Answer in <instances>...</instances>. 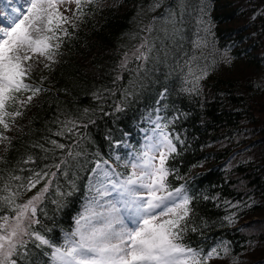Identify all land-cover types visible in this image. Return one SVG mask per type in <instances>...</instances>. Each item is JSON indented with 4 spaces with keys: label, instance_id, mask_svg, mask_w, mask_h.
<instances>
[{
    "label": "trees",
    "instance_id": "obj_1",
    "mask_svg": "<svg viewBox=\"0 0 264 264\" xmlns=\"http://www.w3.org/2000/svg\"><path fill=\"white\" fill-rule=\"evenodd\" d=\"M177 3L162 0L155 11H149L152 0L84 5L56 62L46 69L43 59L32 70L27 82L44 91L21 109L23 115L7 134L12 146L7 151L0 146V187L11 174L27 177L31 169L47 170L78 145L74 151L81 155L69 160L66 174L57 173L36 226L63 247L92 196L89 171L107 160L126 173L125 147L139 151L140 129L157 115L177 149L166 162L167 183L171 189L183 186L190 197L181 243L205 253L226 244L230 255L214 261L224 260L220 264L233 259L264 264V0H186L187 14L175 40L164 39L163 20L156 21L153 32L145 31L154 17L178 10ZM201 16L207 33L197 24ZM197 34L207 47H193ZM146 39L154 49L143 69L137 71L142 62L135 60L122 70V57ZM189 67L197 74L208 69L198 92L189 91ZM18 108L13 102L7 110ZM65 119L78 121L75 135H54ZM52 139L66 145L63 152L34 147L51 149ZM29 155L35 162L23 163ZM51 253L52 248L30 241L20 264H53Z\"/></svg>",
    "mask_w": 264,
    "mask_h": 264
},
{
    "label": "snow or ice",
    "instance_id": "obj_2",
    "mask_svg": "<svg viewBox=\"0 0 264 264\" xmlns=\"http://www.w3.org/2000/svg\"><path fill=\"white\" fill-rule=\"evenodd\" d=\"M65 2L68 0H30L23 18L13 20L7 27H0V128L3 129L0 131V145L4 146L5 151L12 146L11 138L5 133L11 131L16 118L23 115L21 109L28 107L44 91L42 87H33L27 82L32 75L30 61L34 56L43 57L47 61L43 67L50 69L56 62L64 38L71 35L69 27L74 29L76 25L73 21L84 14V5L97 4L99 0H74L76 11L71 17L64 15L57 7ZM161 4L162 0H152L149 11H155ZM177 9L154 17L145 31L153 32L156 21L163 20L161 31L164 39L175 40L180 33L177 25L187 14L186 0H178ZM197 24L205 25L202 16ZM202 31L207 33L210 29L204 26ZM192 43L195 49L207 47L206 39L199 34ZM153 49L154 45L146 39L135 50L133 56L142 62L137 71L143 69ZM131 59L125 54L120 68L127 70ZM207 74V68L197 74L189 67V75L193 77V88L189 91L198 92L199 81ZM117 79H120L119 75ZM21 93L30 95L21 98L18 95ZM13 102L19 103L20 108L9 112L7 109ZM120 110L117 107V111ZM60 125L54 135L61 137L65 133L75 135L74 130L79 127L78 121L73 119H65ZM49 143L51 149L44 145L34 147L41 148L45 153L57 149L63 152L66 147L55 139ZM74 147L78 145L69 147L67 155L47 166V170L31 169L27 177L11 174L9 182L0 187V264H20L28 256L30 241L36 242L37 247L52 248L53 264H209L212 259L230 255L226 244L212 247L205 253L181 243L191 211L190 197L183 186L171 189L167 183L170 170L166 162L177 149L172 139L162 132L150 138L143 153L133 155L127 161L131 171L126 176L117 173L107 160L96 164L92 170L94 176L104 178L98 181L101 187L96 188L97 194L104 197L115 193L110 210L107 215L97 212L93 205H100L93 199L76 219L77 227L70 236H66L64 246L53 245L36 226L41 224L39 215L44 212L41 206L48 198L57 173L63 171L66 174L69 160L81 155L74 151ZM34 162L31 155L23 161L25 164ZM12 181L18 183L13 184ZM42 181L43 186L34 195L22 200ZM57 191L59 193V189ZM232 264H238V261L233 259Z\"/></svg>",
    "mask_w": 264,
    "mask_h": 264
},
{
    "label": "rangeland",
    "instance_id": "obj_3",
    "mask_svg": "<svg viewBox=\"0 0 264 264\" xmlns=\"http://www.w3.org/2000/svg\"><path fill=\"white\" fill-rule=\"evenodd\" d=\"M25 2H27V3H30V0H24ZM9 2H11L12 4H16L13 0H9ZM5 6H7V5H5ZM29 5L28 4H26L25 5V7L27 8ZM8 8H9V10H11V11H15L16 10V7H14V5H11V6H7ZM58 7V9H59V11L60 12H62L64 15H66V16H70V12H71V10L72 9H75V7H76V4H75V2H74V0H68V2H65V3H63V4H60V5H58L57 6ZM65 9H68V11H65ZM26 13H27V10H26ZM25 13V14H26ZM24 14V15H25ZM2 17H3V10H2V8H1V5H0V22H2ZM16 19V18H15ZM14 20V19H13ZM1 24V23H0ZM2 24H5L4 22L2 23ZM0 27H2L1 25H0ZM135 52V50L134 51H132V52H130V53H127V55L129 56V57H132V59H131V62L129 63V65H131V64H133L134 63V61L136 60L135 59V57L133 56V53ZM124 57H125V55L122 57V60L124 59ZM38 58V56H34L33 57V60L32 61H30V63L32 64V69L39 63V62H42L43 61V58H41L40 60L39 59H37ZM37 60V61H36ZM152 124H155L156 126L158 125L157 124V120H154L153 122H152ZM12 129H14V127L12 128ZM145 136H144V140H143V146L141 147L142 148V150L143 151H145V149H146V146L150 143V138L151 137H153V136H156V135H158V133L159 132H157V131H144V132H142ZM1 146V145H0ZM157 157H158V153H157ZM157 163H158V159H157ZM104 178L102 177V176H94V174H93V176H91L90 177V182H91V184H90V188H91V190H93L94 192V198L93 199H96V201H98L99 202V207H96V205H93V207L95 208V210L97 211V212H101V213H104L105 215H107V212L110 210V205L111 204H109V203H112L113 202V196L115 195V193H113V196H104V197H101V196H99L98 194H97V192H96V188H98V187H101V185H100V183L98 182V181H101V180H103ZM114 179V178H113ZM29 197H31V196H28V197H26L25 198V200H27ZM218 262V263H217ZM217 262H212V264H220V262H224V260H219V261H217Z\"/></svg>",
    "mask_w": 264,
    "mask_h": 264
},
{
    "label": "bare ground",
    "instance_id": "obj_4",
    "mask_svg": "<svg viewBox=\"0 0 264 264\" xmlns=\"http://www.w3.org/2000/svg\"><path fill=\"white\" fill-rule=\"evenodd\" d=\"M128 65H129V64H128ZM92 174H93V172H92V170H90L89 173H88V176H87V177L92 176ZM63 246H64V244H63Z\"/></svg>",
    "mask_w": 264,
    "mask_h": 264
}]
</instances>
